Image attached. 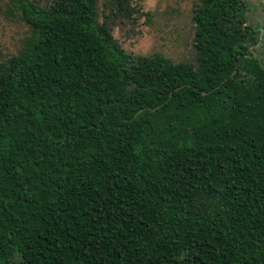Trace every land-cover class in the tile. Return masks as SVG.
Masks as SVG:
<instances>
[{"label":"trees","instance_id":"16d2710c","mask_svg":"<svg viewBox=\"0 0 264 264\" xmlns=\"http://www.w3.org/2000/svg\"><path fill=\"white\" fill-rule=\"evenodd\" d=\"M11 5L31 32L0 60V264H264L245 1L196 0L194 62L125 50L96 0Z\"/></svg>","mask_w":264,"mask_h":264},{"label":"rangeland","instance_id":"374dc122","mask_svg":"<svg viewBox=\"0 0 264 264\" xmlns=\"http://www.w3.org/2000/svg\"><path fill=\"white\" fill-rule=\"evenodd\" d=\"M46 5L52 0H33ZM245 22L256 31L250 52L264 66V0H244ZM120 2V3H119ZM196 0H96L98 21L104 22L125 50L159 52L173 61L194 62L191 14ZM31 29L11 0H0V60L17 54Z\"/></svg>","mask_w":264,"mask_h":264}]
</instances>
